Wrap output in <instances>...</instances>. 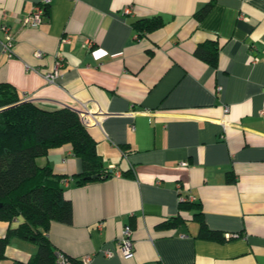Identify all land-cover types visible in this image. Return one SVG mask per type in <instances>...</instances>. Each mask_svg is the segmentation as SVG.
<instances>
[{
  "label": "crops",
  "instance_id": "1",
  "mask_svg": "<svg viewBox=\"0 0 264 264\" xmlns=\"http://www.w3.org/2000/svg\"><path fill=\"white\" fill-rule=\"evenodd\" d=\"M38 1L0 0V81L44 109L87 105L84 125L111 173L75 185L69 144L36 159L69 179L72 221L50 223L55 250L87 264H264V0H51L37 26L23 24ZM155 17L162 25L139 34L134 22ZM207 41L215 65L194 55ZM199 211L222 239L200 235ZM126 224L128 258L118 251ZM9 226L0 220V236ZM36 250L12 237L0 264Z\"/></svg>",
  "mask_w": 264,
  "mask_h": 264
},
{
  "label": "trees",
  "instance_id": "2",
  "mask_svg": "<svg viewBox=\"0 0 264 264\" xmlns=\"http://www.w3.org/2000/svg\"><path fill=\"white\" fill-rule=\"evenodd\" d=\"M211 6L212 2H208L198 10L196 19L201 20ZM160 25L162 20L159 17L134 22L139 34ZM194 55L209 65H215L218 56L216 41L197 45ZM64 144H69L72 153L81 161V171L71 178L75 185L111 175L76 110L68 107L48 110L31 101H21L13 86L0 81V220L10 224L5 235L0 236V258L9 239L18 237L37 245L36 252L24 264H58V251L48 237V229L51 222L71 223V202L63 195L62 176L54 173L49 165L39 166L36 159L45 156L49 149ZM94 175L96 177L87 178ZM194 215L200 220L201 236L223 238L206 228L200 211ZM179 221L175 216L162 224L173 227ZM64 255L70 264L80 261V258Z\"/></svg>",
  "mask_w": 264,
  "mask_h": 264
},
{
  "label": "built area",
  "instance_id": "3",
  "mask_svg": "<svg viewBox=\"0 0 264 264\" xmlns=\"http://www.w3.org/2000/svg\"><path fill=\"white\" fill-rule=\"evenodd\" d=\"M50 2L51 0H39L36 4H34L31 12L27 16H25L23 20V24L27 26H31V27L37 26V24L41 22L42 17L44 16L45 10L47 9ZM123 11L124 13H130L131 9L129 6H126L123 9ZM2 31H3L4 38H5V42L3 43V51L6 52L8 55H11L12 54L11 34L8 28L4 26L2 27ZM86 45L87 46L91 45V42L88 41ZM37 55H40V53H38ZM61 64H62L61 60L57 59L53 70L45 74V77L48 81H53L54 78L58 76L59 70H60L59 68L61 67ZM24 99H27V97ZM76 111L79 114L83 124H87L88 120H90L89 117L93 115L92 110H90L87 107V105L82 104V103L77 106ZM224 111L225 112L228 111L227 106L224 107ZM261 113L264 114V110H262ZM68 181H69L68 179H64L62 181V184L67 185ZM118 251L125 258L131 257L133 255L134 245H133V240H132V229L128 224L122 227L120 236L118 237ZM103 253L105 256H108V257L113 255V252L108 249L103 250ZM56 257H57L58 264H70V261L63 253L58 252ZM90 259L91 257L89 255H85L80 258V262L81 264H87L90 261Z\"/></svg>",
  "mask_w": 264,
  "mask_h": 264
},
{
  "label": "water",
  "instance_id": "4",
  "mask_svg": "<svg viewBox=\"0 0 264 264\" xmlns=\"http://www.w3.org/2000/svg\"><path fill=\"white\" fill-rule=\"evenodd\" d=\"M94 177H96V176L94 175V176H91V177H87V178H94ZM0 206H1V204H0Z\"/></svg>",
  "mask_w": 264,
  "mask_h": 264
},
{
  "label": "rangeland",
  "instance_id": "5",
  "mask_svg": "<svg viewBox=\"0 0 264 264\" xmlns=\"http://www.w3.org/2000/svg\"><path fill=\"white\" fill-rule=\"evenodd\" d=\"M65 178H62V180H64ZM69 180V179H68Z\"/></svg>",
  "mask_w": 264,
  "mask_h": 264
}]
</instances>
